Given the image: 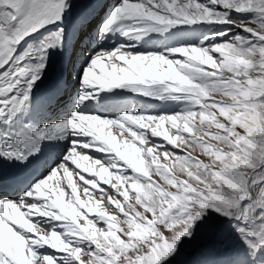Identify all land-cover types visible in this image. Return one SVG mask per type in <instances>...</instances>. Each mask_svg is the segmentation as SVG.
Masks as SVG:
<instances>
[{
	"label": "snow or ice",
	"instance_id": "1",
	"mask_svg": "<svg viewBox=\"0 0 264 264\" xmlns=\"http://www.w3.org/2000/svg\"><path fill=\"white\" fill-rule=\"evenodd\" d=\"M0 264H264V0H0Z\"/></svg>",
	"mask_w": 264,
	"mask_h": 264
},
{
	"label": "rangeland",
	"instance_id": "2",
	"mask_svg": "<svg viewBox=\"0 0 264 264\" xmlns=\"http://www.w3.org/2000/svg\"><path fill=\"white\" fill-rule=\"evenodd\" d=\"M154 143H155V141H153V140L150 139V140H149V143H148V146H152ZM169 150H171V149H169ZM158 151L163 152L164 149L161 148V149H158ZM193 155H200V153H199V151H197V152H194ZM200 158H201V159H206V158L203 157L202 155H200ZM161 159H162V162H164V163H171V161H164L163 158H161ZM77 183H78V182H77ZM78 184H80V183H78ZM80 185H81V188L84 187L83 183L80 184ZM101 186L105 188L106 193H110V194H112V195L115 196V193L112 191V189H111L110 187H107V186H104V185H101ZM90 194H91V195H94L95 198H97V199L99 198V195L95 192V190L90 189ZM116 198H119V197H116ZM133 202H134V200H133ZM102 207L106 208L107 211L110 212V213L114 211L113 207L109 206V205L107 204L106 201H105V203L102 205ZM121 219H123V218L121 217ZM81 222H83V221H81Z\"/></svg>",
	"mask_w": 264,
	"mask_h": 264
},
{
	"label": "bare ground",
	"instance_id": "3",
	"mask_svg": "<svg viewBox=\"0 0 264 264\" xmlns=\"http://www.w3.org/2000/svg\"><path fill=\"white\" fill-rule=\"evenodd\" d=\"M51 76H53V73L52 72H50L49 73V77H51ZM48 77V78H49ZM129 94L130 95H132V97H133V99L136 101V100H144V101H146V105H148L149 106V108L150 109H158L159 107H160V105H159V102H156V101H147L145 98H143V97H140V98H135L134 97V95L132 94V93H130L129 92ZM112 101H115V99H113ZM117 103H119V102H117ZM129 107H131V105L129 106ZM119 112V110L117 111V113ZM111 114V113H110ZM113 115H118V114H113ZM115 131V130H114ZM90 155H96L95 153H89ZM76 180H77V182L78 183H80V184H82L83 182H81V181H79V179H78V177L76 178ZM102 187V186H101ZM108 187V186H107Z\"/></svg>",
	"mask_w": 264,
	"mask_h": 264
}]
</instances>
